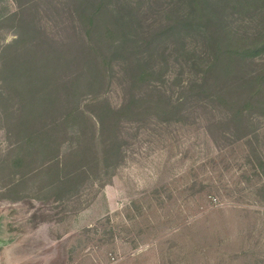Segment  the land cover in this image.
<instances>
[{
    "label": "rangeland",
    "instance_id": "obj_1",
    "mask_svg": "<svg viewBox=\"0 0 264 264\" xmlns=\"http://www.w3.org/2000/svg\"><path fill=\"white\" fill-rule=\"evenodd\" d=\"M125 2L139 7L131 20L142 24L145 36L165 26L179 28L176 22L185 14L180 0ZM72 4L0 0V264H264V193L257 188L264 181V120L255 123L257 137L235 138L231 128L215 123L223 117L217 105L203 106L200 97L172 85L180 74L189 80L187 56H180L183 45L203 50L194 31L182 29L176 41L155 43L157 53L169 54L157 90L132 89L130 65L146 56L124 55L113 59L97 102L82 106L96 124L91 113L118 110L130 96L148 94L151 102L161 95L173 105L181 99L169 113L153 110L122 120L116 136L121 162L115 168L104 169V143L91 127L96 135L86 143L57 134L59 165L51 171L27 153L14 164L19 135L31 128L33 104L17 90L27 82L26 58L1 57L15 38V26L5 20L13 14L32 20L38 42L46 41L38 50L62 52L80 40ZM31 43L24 47L36 44ZM68 51L67 61H59L53 93H44L46 101L49 95L55 100L53 110L62 109L65 82L83 62ZM65 161L69 167L63 171ZM84 161L99 163L97 172L93 166L76 179L78 186H69L67 180Z\"/></svg>",
    "mask_w": 264,
    "mask_h": 264
},
{
    "label": "trees",
    "instance_id": "obj_2",
    "mask_svg": "<svg viewBox=\"0 0 264 264\" xmlns=\"http://www.w3.org/2000/svg\"><path fill=\"white\" fill-rule=\"evenodd\" d=\"M180 1L185 7V14L176 22L179 28L165 26L145 36L140 27L142 24L137 26L139 22L131 20L133 12L139 9L137 5L130 7L125 0H72V22L78 26L80 40L77 44L71 42L67 46L71 52L80 54L83 62L76 75L65 82L61 110H53L55 100L49 95L46 101L44 93L46 90L53 93L51 90L56 87L52 86L53 78L60 74L59 61L61 57L67 61L70 49H62L63 53L58 50L41 52L38 49L46 41L38 42V31L31 25L33 21L25 22L15 14L8 16L5 21L15 26V38L3 48L4 54L1 57L3 60H7L6 57L13 59V55L20 53V57L26 58L24 76L27 82L17 90L18 93L24 92L30 96L29 106L30 100L33 104L29 115L31 128L27 133L24 131L19 135L21 138L14 164L20 165L23 153H27L35 160H42L51 171L59 165L57 156L61 139L58 142L57 134L62 137L70 135L77 143H86L94 140L96 135L90 134L91 127L94 131L98 129L101 142L104 143V169L115 168L121 162L116 136L122 120L130 115L138 118L153 110L157 115L169 113L172 111L170 109L180 106L181 99L173 105L161 95L151 102L147 100L148 94L143 93L138 99L130 96L129 103L118 110L106 109L101 113H91L97 116L96 124L82 106L97 102L96 97L106 84L104 82H107L108 68L113 59L124 55L146 56L134 59L133 65H130L133 73L130 81L132 89L157 90L155 83L159 82L167 69L166 59L169 54L165 50L157 53L155 43L162 44L170 39L176 41L174 38L179 36L182 29L192 34L194 31L203 40V50H189L183 45L180 56H187L189 80L184 82L180 74L175 77L172 85L200 97L203 106L217 105L223 117L215 123L231 128V136L243 139L257 137L254 132L255 123L259 119L264 120V0ZM31 42L36 44L31 48L24 47ZM8 65V61L3 63V68ZM59 97L61 100V95ZM133 107L139 110H131ZM18 118L20 122L24 121L22 113ZM111 137L112 140L109 139ZM74 155L83 158L84 153L76 151ZM84 162L86 165L76 167L73 174L76 176L67 180L69 186H78L76 179L84 178L83 175L93 170V166L97 172L99 163L91 166L88 161ZM259 166L263 167L261 161ZM68 167L65 161L62 170ZM260 182L257 185L258 191L264 193V181Z\"/></svg>",
    "mask_w": 264,
    "mask_h": 264
}]
</instances>
